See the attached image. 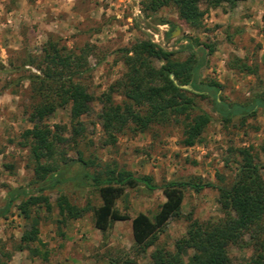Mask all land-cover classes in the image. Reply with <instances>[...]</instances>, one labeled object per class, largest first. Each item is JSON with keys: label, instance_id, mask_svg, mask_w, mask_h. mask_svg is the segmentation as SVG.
I'll return each instance as SVG.
<instances>
[{"label": "rangeland", "instance_id": "1", "mask_svg": "<svg viewBox=\"0 0 264 264\" xmlns=\"http://www.w3.org/2000/svg\"><path fill=\"white\" fill-rule=\"evenodd\" d=\"M142 1L146 0H0V206L7 190L22 187L37 195L41 185L33 174L30 139L23 132L31 127L28 115L40 99L29 75L41 74L38 67L44 66L43 48L48 41L85 59L87 70L78 80L93 100L90 112L78 118L82 130L73 133L67 105L56 108L44 122L51 130L54 124L59 126L56 131L66 140L57 148L66 159L80 157L89 173L115 168L135 177L146 175L154 185L190 177L227 185L236 171L237 148H248L258 165L264 163V110L242 124L236 119L221 123L209 97H194L196 106L211 115L199 144L183 146L181 123L173 121L152 124L143 131L128 123L113 134V140L103 132L97 116L100 100L105 93L114 103L125 100L116 87L125 71L123 50L139 40L173 51L176 60L188 55L184 45L189 38L194 40L197 56L201 48L206 53L200 78L216 80L221 85L217 96L226 102L246 100L264 89V0L201 5L203 14L196 28L178 18L173 5L151 12L141 7ZM135 5L138 14L133 12ZM236 58L253 71L233 67ZM80 170L78 162L67 165L60 176L64 180L42 194L51 204L57 195H64L77 206L88 205L81 217L61 220L55 207L49 212L42 206L30 207L38 219L37 240L30 244L37 255L19 248L20 235L29 223L16 208L23 198L18 197L0 218L4 264H149L155 247L172 250L188 219L214 221L221 216L215 188L195 192L186 187L178 214L159 228L152 245L141 248L132 239L130 220L114 221L105 232L93 226L91 209L100 204V198L91 181L76 178ZM259 171L264 180V168ZM163 201L160 188L149 190L139 183L125 187L114 207L129 217L141 212L152 219ZM261 242L264 234L244 231L241 241L228 248L232 264L242 263Z\"/></svg>", "mask_w": 264, "mask_h": 264}, {"label": "trees", "instance_id": "2", "mask_svg": "<svg viewBox=\"0 0 264 264\" xmlns=\"http://www.w3.org/2000/svg\"><path fill=\"white\" fill-rule=\"evenodd\" d=\"M238 1L243 0H146L140 5L151 12L161 6L173 5L178 18L196 28L203 14L201 5L216 7L222 3L234 5ZM46 44L42 56L44 66L38 67L41 74L29 75L30 81H35L33 91L40 99L28 115L31 127L23 132L30 139L33 174L41 185L36 188L37 195L22 187L7 190L4 203L0 206V218H3L14 201L18 197L23 198L16 208L29 223L20 235V249L25 248L32 255L38 254L36 247H30L37 240L38 233V219L31 215V206H42L47 212L55 207L61 220L77 219L89 209L88 205L71 203L64 195H57L51 204L48 196L42 194L44 190L61 183L64 168L76 162L81 165L76 178L91 181L100 198V204L91 209L93 226L105 232L114 221L130 220L132 239L141 248L152 245L159 228L169 217L178 214L184 188H191L195 192L203 187L216 189L215 202L221 216L214 221L188 219L184 234L173 242L172 250L155 247L149 254V264H232L228 248L241 241L244 231L264 234V224H261L264 217V180L259 171L260 167L264 168V163L258 165L248 148L236 149V171L227 185H214L193 177L154 185L146 175L135 177L115 168L93 174L84 169L85 162L80 157L66 159L63 150L57 148L66 140L56 131L59 126L54 124L55 130H51L44 119L56 108L67 105L73 133L77 135L82 130L78 118L90 112L93 97L78 80L87 70L84 57L63 51L55 42L48 41ZM196 45L194 40L188 39L184 45L188 55L183 60L174 59L173 51H167L147 39L139 40L123 50L125 71L116 82V87L121 89L125 100L117 104L109 94H103L97 115L103 132L111 140L113 134L128 123L133 125L134 130L143 131L149 125L173 121L181 123L180 142L183 146L201 143L202 133L211 121V115L196 106V96L210 98L213 112L221 123L236 119L242 124L253 118L259 109L264 110V89L243 101L226 102L217 96L221 85L216 80L200 78L199 69L205 63L206 53L201 48V55L197 56L194 50ZM232 66L244 72L253 71L239 58ZM170 75L178 85L187 84L191 89L178 87ZM192 111L195 113L192 114ZM139 183L149 190L160 188L164 196L152 219L141 212L129 217L114 207L115 199L125 187ZM257 245L258 248L253 247L252 253L237 264H264V242ZM45 257V253H42V259ZM0 264L4 263L0 260Z\"/></svg>", "mask_w": 264, "mask_h": 264}, {"label": "water", "instance_id": "3", "mask_svg": "<svg viewBox=\"0 0 264 264\" xmlns=\"http://www.w3.org/2000/svg\"><path fill=\"white\" fill-rule=\"evenodd\" d=\"M170 78H171L172 82H173L175 85H177L178 87H180V88H184V89H188V90L191 89V87H190L189 85H187V84L178 85V84L176 83V80L173 79L172 75H170Z\"/></svg>", "mask_w": 264, "mask_h": 264}, {"label": "built area", "instance_id": "4", "mask_svg": "<svg viewBox=\"0 0 264 264\" xmlns=\"http://www.w3.org/2000/svg\"><path fill=\"white\" fill-rule=\"evenodd\" d=\"M133 12H134V14H138L139 13V9H138V6L137 5H135L134 7H133ZM155 36V35H154Z\"/></svg>", "mask_w": 264, "mask_h": 264}]
</instances>
